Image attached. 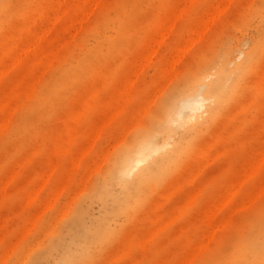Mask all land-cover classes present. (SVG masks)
<instances>
[{"label":"rangeland","instance_id":"rangeland-1","mask_svg":"<svg viewBox=\"0 0 264 264\" xmlns=\"http://www.w3.org/2000/svg\"><path fill=\"white\" fill-rule=\"evenodd\" d=\"M56 1L0 0V64L11 66L3 65L7 71L0 72V101L4 100L0 102V264H179L213 228L207 244L204 236L203 249L198 254L192 250L196 257L189 255L186 263L232 264L258 248L259 264H264V0H228L227 5L223 0V12L224 5H216L222 0H99L80 26L75 24V32L74 25L67 29L64 25L76 21L77 12L72 10L83 0H58L63 8L69 2L72 6L58 13L53 25ZM210 3L221 13L212 18L217 11L208 12L213 20L206 27L202 12L211 10ZM173 6H178L176 14ZM174 15L175 21L170 19ZM196 22L201 29H195L200 32L196 35L201 31L204 35L189 37L193 44L186 42L191 45L188 49L180 44L185 52L179 50L182 56L174 61L178 43L194 32ZM160 27L168 31L163 40ZM42 32L44 42H54L46 48L35 43ZM27 38H33L34 45H28ZM159 38L161 43L152 46L154 53L149 55L152 40ZM44 50L55 53L54 59L44 58ZM248 50L250 66L230 101L200 126L174 168L147 185L136 205L118 213V184L108 194H99L118 152L157 118L166 98L184 85L188 75L203 66L213 71L225 52L232 65L238 63ZM208 103L200 105L191 98L174 117L186 120L190 112L206 117ZM10 107L8 117L5 111ZM191 133H184L185 141ZM237 181L242 183L239 187ZM230 185L239 189L230 192ZM226 191L233 193L230 200ZM191 193L196 195L190 199ZM221 199L226 200L224 205Z\"/></svg>","mask_w":264,"mask_h":264},{"label":"bare ground","instance_id":"bare-ground-1","mask_svg":"<svg viewBox=\"0 0 264 264\" xmlns=\"http://www.w3.org/2000/svg\"><path fill=\"white\" fill-rule=\"evenodd\" d=\"M63 1V0H62ZM62 1H56L57 3V5H55V10L57 11V13H56V11H54L55 12V16H57V14L59 13V14H61V13H65L66 12V9L64 10V8H69L68 10H70V8H71V4H70V2H69V7L67 6L66 7V5L68 4H64V8H63V5H62ZM66 1H68V0H66ZM65 0H64V2H66ZM70 1V0H69ZM78 1V0H77ZM99 0H83L81 3H79V4H77L74 8H76V9H74L73 7V10H72V12H77V18H76V21H75V19H74V22H72L71 24H65L64 25V28L65 29H67V27H71V26H73L74 25V27H75V29L73 30L74 32H75V30H76V27L77 26H75V24L76 23H82V20L84 21L86 18H84L85 16V14H86V16L89 14H87V12L89 11H91V7L94 5V6H96V4H97V2H98ZM191 1L192 0H189V2L191 3ZM193 1H195V0H193ZM226 1V0H225ZM54 2V4H55V1H53ZM63 2V3H64ZM76 2V1H75ZM74 2V3H75ZM188 2V1H187ZM186 2V3H187ZM188 2V4H190ZM217 2V1H216ZM216 2H214V3H216ZM224 1L222 0V2L220 1V3L218 2V3H216V5H218V4H220V6H222L223 7V5L224 4H221V3H223ZM99 3V2H98ZM227 3H229L228 2V0L226 1V5H227ZM51 4V3H50ZM178 4V3H177ZM213 4V3H212ZM41 5H43V2H42V4ZM185 5V7H186V4H184ZM193 5V4H192ZM44 6V5H43ZM53 6V5H52ZM47 7V6H46ZM177 7V8H176ZM185 7H184V11H186L185 10ZM208 7H209V5H208ZM210 7H212L211 8V10H209V11H207L206 12V10H204L202 13H204L205 12V14H206V17H207V20H204V19H206V18H204L203 20V23L205 22V21H207V22H205L206 24V27H208L207 26V24H209L208 23V20H210L209 22L211 23V21L213 20L212 18H215V16H216V14H217V16H218V14L219 13H221L220 12V9H218V8H220L219 6H215V4H214V7H216V8H214L213 6H211V3H210ZM227 7V6H226ZM54 8V6L52 7V9ZM93 8V10H94V7H92ZM97 8V7H96ZM173 8H175L176 10H175V13H173V14H176V12L178 11L177 9H178V6H173ZM41 9V8H40ZM45 9V8H44ZM51 9V10H52ZM90 9V10H89ZM205 9H207V8H205ZM212 9L216 12L215 14H210V13H213L214 11H212ZM216 9V10H215ZM225 9V5H224V8H221V11L223 12V10ZM43 9H41L40 11L38 10V15L40 16V14H42V11ZM46 10V9H45ZM92 10V11H93ZM180 11H182L183 9H181V7H180V9H179ZM178 12V14L180 13V15L182 14L181 12ZM41 12V13H40ZM53 11H51V13H52ZM71 12V11H70ZM174 12V11H173ZM208 12H209V15H211V19L207 16V14H208ZM219 12V13H218ZM40 13V14H39ZM79 14V15H78ZM63 15V14H62ZM171 15V14H170ZM213 15H215V16H213ZM42 16V15H41ZM76 16V15H75ZM26 17H28V16H26ZM59 16H57V17H54V18H56V20L55 19H52V20H55L54 22H53V25L57 22V18H58ZM64 17V16H63ZM172 17H175V15L174 16H171V20H174V19H176V18H172ZM180 17V16H179ZM67 18H69V17H67ZM198 18V17H197ZM196 18V19H197ZM209 18V19H208ZM27 19V18H26ZM169 19V20H170ZM49 20H50V18H49ZM52 20L51 21H49V22H51L52 23ZM68 21V20H67ZM81 21V22H80ZM175 21V20H174ZM173 21V22H174ZM195 21H198V19L197 20H195ZM48 22V21H47ZM46 22V23H47ZM172 21L171 22H169V24H171V23H173ZM27 23V22H26ZM45 23V24H46ZM51 23H49L50 25H51ZM67 23V22H66ZM197 23V22H196ZM198 23H200V25H201V21H199ZM196 24L195 25V27L196 28H194V25H193V28H194V30H193V28L191 27V29H192V31H194L195 32V34H194V32H192L191 30H189L190 32H192L191 33V35H189L188 33V37H186V41L185 40H183V43H181L180 41V43H178L177 45V47H176V50H177V54H175L176 56H177V58H174V61H176V60H178L179 61V59H180V57L182 56L181 54L182 53H180L179 54V50H182L181 48H179L180 47V44H181V47L183 46V45H185V46H183V47H185V49H188L190 46H189V44L187 45V43L186 42H188V39L190 40V38L189 37H192L191 39H195V38H197V39H199L201 36H202V34L204 35V32L203 31H201L202 33H201V36H197L196 34H200V32H197L196 33V31L198 30V31H200L201 29L200 28H198L197 26L199 25V24ZM203 23H202V25H203ZM28 24V23H27ZM31 24V23H30ZM44 24V25H45ZM174 24V23H173ZM52 25V26H53ZM57 25V24H56ZM62 25V24H61ZM166 25H167V23H166ZM45 26H47V30L50 28H48V24H46ZM57 26H59V25H57ZM63 26V25H62ZM79 26H80V24H79ZM168 26V25H167ZM167 26H164V27H166V29H168L167 28ZM31 27V26H30ZM172 27V24L171 25H169V28H171ZM200 27H202V28H204V26H200ZM205 27V30L207 29ZM22 28V27H21ZM45 28V27H44ZM43 28V29H44ZM52 28V27H51ZM58 28V27H57ZM78 28V27H77ZM157 28V27H156ZM54 29V28H53ZM58 29H60V28H58ZM73 29V28H72ZM163 29H165V28H161L160 27V30H162L161 32H162V34L163 35H161L162 36V40H163V38L166 36L164 33H166V32H168V31H166L165 32V30H163ZM195 29H197L196 31H195ZM22 29H20V31H21ZM38 30V29H37ZM46 28L44 29V31H45V33H46ZM62 30V29H61ZM79 30V29H78ZM204 30V29H203ZM41 31H43V30H41ZM50 31V29L48 30V32ZM53 31V30H52ZM39 32V31H38ZM37 32V33H38ZM164 32V33H163ZM36 33V34H37ZM160 33V32H159ZM36 34H35V36H36ZM47 34V33H46ZM50 34H52V32L50 33ZM73 34V33H72ZM18 35V34H17ZM48 35V34H47ZM70 35V34H69ZM185 35V34H184ZM193 35H194V37L195 36H197V37H193ZM35 36H33L34 38H35ZM51 37V35H48V37ZM73 36V35H72ZM164 36V37H163ZM17 37V36H16ZM48 37H46V38H48ZM160 37V36H159ZM71 38V37H70ZM154 38V37H153ZM155 38H157L158 39V37H155ZM154 38V39H155ZM31 39V38H30ZM29 39V40H30ZM69 39V38H68ZM160 40H152L153 41V45H151V46H149L148 48H150L151 50H149V51H151V53L149 54V55H152L153 56V54H152V52L154 53V45L156 44V47L158 46L157 45V43H161V38H159ZM28 40V38H27V44L28 45H30V44H33V42H35L36 43V46H41L43 43H44V45H42L41 47L42 48H46L47 46H49V45H51V44H53L54 42H53V40H48L47 41V39H46V42H44L45 41V36L43 35V32L41 33V36L40 35H37V37H36V40L35 41H32V40H34L33 38L29 41ZM196 40V39H195ZM194 40V41H195ZM14 42V41H13ZM16 42V41H15ZM15 42L13 43L14 45H15ZM30 42V43H29ZM60 42H62L61 40H60ZM189 42H191L190 44H193V40H191V41H189ZM188 42V43H189ZM25 43H26V41H25ZM56 43V42H55ZM24 44V43H23ZM61 44V43H60ZM17 45V44H16ZM34 45V44H33ZM187 45V46H186ZM25 46V45H24ZM153 46V47H152ZM189 46V47H188ZM18 47V46H17ZM33 46H31V47H27L26 46V48H32ZM186 47H188V48H186ZM14 48H15V46H14ZM19 48H20V50H21V47L19 46ZM61 48V47H60ZM153 48V49H152ZM23 49H24V47H23ZM22 49V53L21 54H24L23 53V51L25 52V50H23ZM253 49H254V47H253ZM8 50L9 51H11V47L10 48H8ZM153 50V51H152ZM28 51V50H27ZM32 51V50H31ZM105 51V50H104ZM146 51V50H145ZM179 51V52H178ZM183 52H185L184 51V49L182 50ZM175 53H176V51H175ZM172 54V53H171ZM252 54V52L251 51H249L248 50V52L246 53V56L240 61V62H238V63H235V64H233L232 65V60H231V58H230V56H229V52H225L223 55H222V57H221V59L219 60V62L214 66V70L213 71H211V68L210 67H207V66H203V67H201L199 70H197V71H195V72H193L192 73V75L190 74V75H188L187 77V79L185 80V83H184V85H182L181 87H178V88H175L174 89V91H172V93L166 98V100L164 101V104H163V106L161 107V111L159 112V114L157 115V118L156 119H151V121L150 122H148L147 123V125L142 129V130H140L135 136H133L132 138H131V140L128 142V144L124 147V148H122L119 152H118V154L115 156V158L113 159V161H112V164L110 165V167H109V171L107 172V174H105V177H104V179H103V182H102V186L100 187V192H99V194H108L109 192H110V190H111V188H112V186H113V184H118V186H119V189H118V192H119V197L117 198V203H116V206H117V208H116V210H117V212L118 213H120V212H125V210H127V208L128 207H130V206H134V205H136L139 201H138V194H140V192L147 186V185H149V184H151V183H154V182H157L158 180H160L161 179V177H163V176H165V175H167L170 171H171V169L172 168H174V166H175V164H176V161H177V159H178V157H179V154H181V153H184L186 150H188V148H189V145H190V140L195 136V135H197V132L200 130V126H205V125H207L208 123H209V119H213L214 117H215V115H216V113L221 109V108H223L224 106H226V104L230 101V99L233 97V95L236 93V89H237V86H238V84H239V81H240V78H242V76L244 75V73L247 71V69H248V67L250 66V63H249V58H250V55ZM19 55H20V53H19ZM43 55L45 56L44 58H47V57H51V58H53L54 59V57L53 56H55V53H51L50 51H47L46 50V52H45V50H44V53H43ZM147 56L149 59L150 58H152L151 56ZM175 55H173V56H175ZM181 55V56H180ZM15 56H16V53H15ZM24 56V55H23ZM180 56V57H179ZM21 57V56H20ZM178 57H179V59H178ZM1 58V57H0ZM12 58V57H11ZM10 58V59H11ZM22 58V57H21ZM147 58V59H148ZM172 57H171V60L173 59ZM13 60H15L16 59V57L15 58H12ZM19 59V58H18ZM52 59V60H53ZM145 60V59H144ZM155 60V59H154ZM17 61V60H16ZM18 61H20V60H18ZM17 61V62H18ZM47 61V60H46ZM149 61V60H148ZM174 61H172V63L174 62ZM5 62V61H4ZM9 62V61H8ZM48 62H51V61H49L48 60ZM143 62H145V61H143ZM10 63H12V61H10ZM167 63V62H166ZM5 64H7L8 65V63H6L5 62ZM5 64H3V63H1L0 64V72L1 73H3L4 71H5V68L7 67ZM12 64H14V61H13V63ZM167 64H169V62L167 63ZM171 64V63H170ZM169 64V65H170ZM254 64V63H253ZM1 65H2V67H1ZM3 65H4V67H3ZM11 65V64H10ZM49 65V64H48ZM47 64L45 65L44 64V66H48ZM13 66V65H12ZM11 68V66H9L8 65V68ZM9 68V69H10ZM43 68V67H42ZM167 68V67H166ZM166 68L165 69H163V71H165L167 74L169 73L168 71H166ZM169 68H170V66H169ZM172 68V67H171ZM1 69L3 70V71H1ZM7 69V68H6ZM8 69V70H9ZM133 69V68H132ZM139 69V68H138ZM177 69V68H176ZM45 70V69H44ZM134 70V69H133ZM135 70H137V69H135ZM134 70V71H135ZM168 70V69H167ZM7 71V70H6ZM5 71V72H6ZM133 71V72H134ZM4 72V73H5ZM164 72V73H165ZM173 72H174V70H173ZM0 73V74H1ZM3 73V74H4ZM39 73H41L42 74V72L40 71ZM131 73H132V71H131ZM175 73V72H174ZM134 74H135V72H134ZM38 75V74H37ZM40 75V74H39ZM130 76H131V74H129ZM172 75H175V74H173L172 73ZM232 75H234L235 76V78H234V80L232 79L231 80V77H232ZM1 76V75H0ZM2 76H4V75H2ZM36 76V75H35ZM136 76V75H135ZM134 76V77H135ZM262 76V75H261ZM36 77H40V76H36ZM35 77V78H36ZM168 77H170L171 78V71H170V74H169V76ZM169 78V79H170ZM262 78V77H261ZM263 79V78H262ZM166 81V80H165ZM35 82H36V80H35ZM34 82V83H35ZM169 82V81H168ZM33 85V84H32ZM131 85H132V83H131ZM101 86V85H100ZM118 86V85H117ZM120 86H121V84H120ZM127 86H128V84H127ZM125 87V89L123 90V91H125L123 94L126 96V98L128 97L127 95H128V87ZM129 86H130V82H129ZM33 87V86H32ZM119 87V86H118ZM123 87V86H122ZM101 88V87H100ZM128 88V89H127ZM121 89V88H120ZM200 91V93H198ZM197 98V100H198V102H199V104L201 105V104H205V101L207 102H209L208 104H206V105H204V112H205V114H207L206 115V117H202V118H200V115L201 114H197L198 116H196V114L193 112H190V117L189 118H187L186 120H178V119H175V114H176V112L178 111L177 110V108H179V107H181V106H183L184 104H185V106H186V104L188 103V101H190V99L191 98H195V97ZM156 98V97H155ZM152 99V98H151ZM1 101H4V100H1ZM0 101V102H1ZM128 101H129V98H128V100H127V104H128ZM154 101V100H153ZM147 102H149V100L147 101ZM195 102V101H194ZM12 103V102H11ZM14 103V102H13ZM12 103V104H13ZM10 104V103H9ZM126 104V105H127ZM149 104V103H148ZM147 104V105H148ZM11 106V105H10ZM247 106V105H246ZM13 108V107H12ZM195 107L194 106H191L190 107V109L193 111V109H194ZM104 110V109H103ZM114 110V109H113ZM196 110H197V108H196ZM10 111H11V107H10V110H6L5 111V113L7 112H9L10 113ZM13 111V110H12ZM112 111V110H111ZM148 111V110H147ZM5 114V115H7L8 117H10V115L9 114ZM182 113V115H184V113L183 112H181ZM192 113V114H191ZM11 114V113H10ZM110 113H107V115H109ZM113 114H115V112L113 113ZM188 115H189V113H187ZM205 114H203V115H205ZM6 116V117H7ZM8 117H7V120H8ZM83 116H79L78 115V119H79V122H83V118H82ZM144 117V116H143ZM182 117V116H181ZM184 117V116H183ZM6 119V118H5ZM112 119V118H111ZM182 119V118H181ZM7 120H5L6 122H8ZM101 120V119H100ZM110 120V119H109ZM108 120V121H109ZM107 121V122H108ZM5 122V123H6ZM78 122V123H79ZM101 122V121H100ZM132 122H134V121H132ZM138 122V121H137ZM189 122H191V124H189L188 125V123ZM201 122V123H200ZM99 122H97L96 124H98ZM99 125V124H98ZM97 125V126H98ZM179 125V126H178ZM4 126H6V124L4 125ZM93 126V125H92ZM101 126V128H102V125L100 124L98 127H100ZM181 126V127H180ZM185 126H188L187 128H184ZM131 127V126H130ZM178 127L179 128H181V129H183L182 130V132L180 133L179 132V129H178ZM95 129V128H94ZM128 130V129H127ZM215 130V129H214ZM129 131H130V129H129ZM192 132L191 133V135H190V137L185 141V137H184V133H186V132ZM100 132V131H99ZM74 133V136H75V134L77 135V132H76V130L73 132ZM97 133V132H96ZM96 133H93V134H96ZM126 133V132H125ZM181 134L180 136L181 137H179V138H176V135L177 134ZM93 134L91 133V135L93 136ZM126 136V135H125ZM94 138H95V136H94ZM75 139V138H74ZM123 139V138H122ZM91 140V139H90ZM210 140V139H209ZM94 141V140H93ZM128 141V140H127ZM211 141V140H210ZM89 142V141H88ZM120 142V141H119ZM89 144H91V141H90V143ZM93 144V143H92ZM118 144V143H117ZM5 145V144H4ZM86 145H88V144H86ZM85 145V146H86ZM92 146V145H91ZM90 146V147H91ZM211 146V145H210ZM35 147V146H34ZM113 148V147H112ZM82 149H84V148H82ZM87 149H88V147H87ZM86 150V149H85ZM220 152V151H219ZM58 153V152H57ZM80 153V152H79ZM85 153V152H84ZM259 154V153H258ZM261 154H262V152H261ZM261 154H259V156H258V158L260 157V155ZM73 155H75V154H73ZM80 155H82V154H80ZM106 155V154H105ZM263 155H264V153H263ZM75 156H77V155H75ZM212 156V155H211ZM102 157H104V156H102ZM102 157H100V158H102ZM99 158V161L101 160ZM261 158H264V156H262L261 155ZM103 159H106V156H105V158H103ZM7 160V159H6ZM211 160V159H210ZM213 160V159H212ZM54 161V160H53ZM103 161V160H102ZM259 161H263L262 159L260 160L259 159ZM101 162V161H100ZM209 162V161H208ZM260 162V163H261ZM211 163V162H210ZM256 163H258L259 164V162H258V160H257V162ZM55 164V163H54ZM77 165H78V163H76ZM208 164V163H207ZM70 165V164H69ZM97 165V164H96ZM257 165V164H256ZM255 165V166H256ZM101 165H99V167H100ZM259 166V165H258ZM77 167V166H76ZM98 167V166H97ZM202 167V166H201ZM13 168H15V167H13ZM51 168H53V167H51ZM257 168V167H256ZM99 169V168H98ZM201 169V168H200ZM94 170H97V169H94ZM252 171V170H251ZM52 172V171H51ZM11 172H9V174H10ZM197 174L199 173V172H196ZM248 173V172H247ZM250 173V172H249ZM248 173V174H249ZM14 174V173H13ZM47 174V173H46ZM51 174V173H50ZM70 174V173H69ZM248 174H247V176H248ZM71 175V174H70ZM193 175L195 176V174L193 173ZM250 175V174H249ZM11 176V175H10ZM13 176V175H12ZM194 176H193V178H194ZM246 176V175H245ZM196 177V176H195ZM249 177V176H248ZM7 178V177H6ZM10 178V177H9ZM240 178V177H239ZM247 178V177H246ZM246 178H245V180H246ZM11 179V178H10ZM10 179H8V180H10ZM45 180L47 179V178H44ZM192 179V178H191ZM7 180V179H6ZM236 180H238V179H236ZM245 180H241L242 182L243 181H245ZM263 181V180H262ZM8 182V181H7ZM44 182V181H43ZM42 182V183H43ZM86 183H87V181H85ZM84 182V183H85ZM233 182V181H232ZM240 182V181H239ZM238 181H237V185H238V187H239V183ZM5 183H6V181H5ZM40 183H41V181H40ZM40 183H39V186H40ZM241 183V182H240ZM264 183V182H263ZM242 184V183H241ZM240 184V185H241ZM2 185H4V184H2ZM35 185H36V183H35ZM42 185V184H41ZM235 185H236V182H235ZM59 186H61V187H59V188H61V190L63 189V186L62 185H59ZM231 187H229L230 189L232 188V185H230ZM4 187V186H3ZM42 187V186H41ZM182 187V186H181ZM233 187H237V186H233ZM262 188L264 187V184H262V186H261ZM39 188V187H38ZM59 188H58V190H59ZM260 189V187H258L257 186V189ZM81 189V188H80ZM237 189H239V188H236V189H231L230 190V192L231 191H235V190H237ZM255 189V188H254ZM258 189V190H259ZM4 190V189H3ZM36 190V189H35ZM39 190V189H38ZM37 190V191H38ZM83 190V189H82ZM257 190V191H258ZM36 191V192H37ZM260 191V190H259ZM35 192V193H36ZM196 192V191H195ZM79 193H80V191H79ZM225 193V192H224ZM223 192H222V195L221 196H224L223 198H225L226 199V195L224 194ZM228 193V194H227ZM255 193H256V191L254 190V192H253V194L255 195ZM54 194H57V193H54ZM53 194V195H54ZM192 194V195H191ZM190 195H191V197H190V199L193 197V194H195L196 195V193H191ZM226 194L228 195V199L230 200V195L232 196L233 195V193H229V192H227L226 191ZM169 195V194H168ZM254 195H250L251 196V198H252V196H254ZM34 196H36V195H34ZM58 196V195H57ZM170 196V195H169ZM53 196H51V198H52ZM55 197V196H54ZM53 197V199L55 200V198ZM164 197H166V196H164ZM51 198H49V200L51 199ZM166 198H168V196L166 197ZM194 198V197H193ZM222 198V197H221ZM248 198V197H247ZM160 199H162V198H160ZM221 199V201L223 202V201H226V200H228V199ZM249 199V198H248ZM247 199V201L249 202L250 201V203H251V200H253V198L252 199H249L248 200ZM220 200V199H219ZM246 200V199H245ZM48 201V200H47ZM192 202V201H191ZM190 202V203H191ZM218 202H220V201H217V203L216 204H221L222 202H220V203H218ZM246 202V201H245ZM52 203V202H51ZM189 203V204H190ZM226 202H223L222 204L224 205ZM48 204H49V202H48ZM245 204V203H244ZM49 205H51V204H49ZM215 205V204H214ZM218 205H215V209L213 210V208H214V206H213V208H212V210H213V212L218 208ZM46 206V205H45ZM44 206V207H45ZM48 206V205H47ZM153 206V205H152ZM235 207V206H234ZM245 207V206H244ZM46 208V207H45ZM219 208H222V205H221V207H219ZM232 208L233 207H231V208H229V210H232ZM44 210V209H43ZM46 210V209H45ZM211 210V211H212ZM235 210V209H234ZM233 211V210H232ZM37 212V211H36ZM40 212V211H39ZM235 212V211H234ZM233 212V213H234ZM41 213V212H40ZM39 213V214H40ZM215 213V212H214ZM214 213H213V215H214ZM35 214V213H34ZM62 214V213H61ZM211 214V213H210ZM210 214H209V217H210ZM216 214V213H215ZM39 216V215H38ZM60 216V215H59ZM64 216V215H63ZM215 216V215H214ZM226 217H227V213H226V215H225ZM231 216V215H230ZM208 217V218H209ZM155 218V217H154ZM212 218V217H211ZM34 219V218H33ZM36 219H37V217H36ZM210 219V218H209ZM228 219H229V217H228ZM227 218H225L224 220V222H227L226 220H228ZM155 220V219H154ZM214 221V219L212 218V219H210V221ZM216 220V219H215ZM59 221V220H58ZM217 224V223H216ZM222 224V223H221ZM220 224V225H221ZM226 224V223H225ZM218 225V224H217ZM224 224H222L221 225V227L223 226ZM215 226V225H214ZM219 226V225H218ZM31 227H32V225H31ZM212 228H213V225L211 226ZM30 228V227H29ZM214 229V228H213ZM213 229H210L211 230V232H209V230H208V232L209 233H211L212 235L214 234V231L215 230H213ZM156 230V229H155ZM213 230V231H212ZM28 232V231H27ZM156 232V231H155ZM208 232L206 231V233H204V236H205V238H206V240H205V243H206V241H208V237L211 235V234H208ZM213 232V233H212ZM153 233V232H152ZM108 234V231L106 232V234L104 233V234H102V236L101 237H104V236H106ZM155 234V233H154ZM21 235V234H20ZM151 234H149V236H150ZM204 236H203V238H202V236H201V238H199L201 241H198L196 244H195V247L193 246V247H191V251L193 250V251H195V254H198L202 249H203V244H204ZM147 237V236H146ZM146 237H144V238H146ZM212 237V236H211ZM211 237L209 238V239H211ZM147 238H149V237H147ZM146 238V239H147ZM150 239V238H149ZM148 240V239H147ZM144 243H145V241H144ZM199 243V244H198ZM15 244V243H14ZM198 244V245H197ZM207 244V243H206ZM144 246H145V244H143ZM142 245V246H143ZM197 246V247H196ZM10 248H12V246H10ZM194 248V249H193ZM6 250V249H5ZM4 250V251H5ZM190 251V252H191ZM192 251V252H193ZM189 252V251H188ZM189 252V255H194L195 256V254L194 253H190ZM259 252H260V250L258 249V248H254V251L252 252V254H250V253H245V254H242V255H240V257H239V259L238 260H236L235 262H233L232 264H259V260H260V256L258 255L259 254ZM262 252H263V254H264V246L262 247ZM28 254V253H27ZM229 254V253H228ZM188 255V254H187ZM187 255L186 256H184L183 257V259L182 260H185V261H183V262H181L182 264L185 262V264H188V263H186V262H188V260H191L190 258H191V256L189 257V255H188V257L189 258H187ZM4 256V255H3ZM6 257V256H5ZM196 257V256H195ZM185 258V259H184ZM3 259H4V257H3ZM6 259V258H5ZM132 259V258H131ZM186 259H187V261H186ZM81 260H84L83 258L81 259ZM94 261V260H93ZM22 262V261H21ZM180 262H179V264H180ZM127 264V263H126ZM229 264V263H228Z\"/></svg>","mask_w":264,"mask_h":264}]
</instances>
